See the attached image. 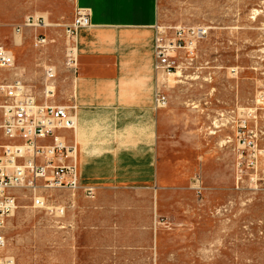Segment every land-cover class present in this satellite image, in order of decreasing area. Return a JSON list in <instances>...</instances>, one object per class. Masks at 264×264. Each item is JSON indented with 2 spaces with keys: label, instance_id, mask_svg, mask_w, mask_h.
I'll return each instance as SVG.
<instances>
[{
  "label": "rangeland",
  "instance_id": "1",
  "mask_svg": "<svg viewBox=\"0 0 264 264\" xmlns=\"http://www.w3.org/2000/svg\"><path fill=\"white\" fill-rule=\"evenodd\" d=\"M18 2L0 0V42L16 57L0 69V86L21 82L38 102L54 87L48 99L72 108L66 25L75 0H59V21ZM159 10L161 25L210 28L175 83L160 73L168 99L160 107V170L169 189L157 208L149 193H109L100 211L84 189L38 193L64 215L17 190L3 252L15 264H264V0H159ZM39 16L47 26H24ZM41 36L47 42L37 46Z\"/></svg>",
  "mask_w": 264,
  "mask_h": 264
},
{
  "label": "crops",
  "instance_id": "2",
  "mask_svg": "<svg viewBox=\"0 0 264 264\" xmlns=\"http://www.w3.org/2000/svg\"><path fill=\"white\" fill-rule=\"evenodd\" d=\"M26 1L24 11L59 21V0ZM75 4L92 13V26L80 29L77 36L71 108L76 126L62 131L68 143L77 146L80 190L95 188V197H86L98 211L109 193H149L157 208L169 189L160 170L156 102L159 0H75Z\"/></svg>",
  "mask_w": 264,
  "mask_h": 264
},
{
  "label": "built area",
  "instance_id": "3",
  "mask_svg": "<svg viewBox=\"0 0 264 264\" xmlns=\"http://www.w3.org/2000/svg\"><path fill=\"white\" fill-rule=\"evenodd\" d=\"M24 26H47L44 16L28 17ZM92 26L91 10L77 6L71 24L66 32L72 36V53L69 65H78L77 36L80 29ZM21 32V26L17 27ZM207 26L176 25L156 26L155 69L159 73L174 74L190 68L197 60L199 44L208 37ZM47 39L36 38L37 46H43ZM16 57L0 42V69L12 68ZM48 80L56 77V71L46 70ZM5 90V101L0 105V264H15V258L5 255L8 241L4 230L8 218L18 208L16 191L28 189L34 194V205L56 215H64L65 207L47 204L42 190L65 189L73 193L81 186L78 166V150L69 144L62 131L75 129L76 120L71 107L49 100L54 87L48 88L45 100L38 102L32 93L26 92L21 82L1 87ZM156 102L165 107L167 97L160 91ZM6 142L1 141V138ZM252 144V142H249ZM87 197L94 198V187H85Z\"/></svg>",
  "mask_w": 264,
  "mask_h": 264
},
{
  "label": "bare ground",
  "instance_id": "4",
  "mask_svg": "<svg viewBox=\"0 0 264 264\" xmlns=\"http://www.w3.org/2000/svg\"><path fill=\"white\" fill-rule=\"evenodd\" d=\"M181 75V72H179V73H174V74H169V81L170 82H172V83H175V78L177 77V76H180Z\"/></svg>",
  "mask_w": 264,
  "mask_h": 264
}]
</instances>
